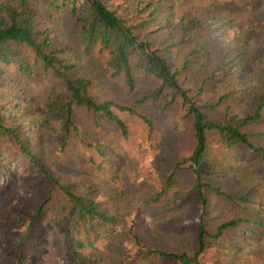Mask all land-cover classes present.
I'll use <instances>...</instances> for the list:
<instances>
[{
    "label": "trees",
    "instance_id": "1",
    "mask_svg": "<svg viewBox=\"0 0 264 264\" xmlns=\"http://www.w3.org/2000/svg\"><path fill=\"white\" fill-rule=\"evenodd\" d=\"M200 3L0 0V261L10 257L11 264H42L44 232L57 226L56 233L65 248L62 264H87L88 249L119 231L115 215L95 198L77 192L73 183L64 181L61 159L72 131L77 129L75 116L80 110L91 115L96 125L100 124L99 118L115 124L123 136L127 125L119 112L135 114L148 126L152 122L131 105L96 97L90 77L71 75L77 65L69 54L73 49L84 58L101 60L110 78L119 77L129 89L133 88L136 75L150 77L155 84L142 93L138 102L148 100L162 108L176 104L182 117L191 122L193 148L176 167L187 164L195 175L193 189L202 210L195 247L191 253L152 249L147 252H156L180 264H203L200 257L210 241L242 221L231 219L218 225L214 232L206 230L205 188L230 201L247 203L250 196L227 194L207 184L200 167L208 165L204 153L210 132L228 147L242 145L258 153L264 162V146L255 145L245 130L262 117L264 86L253 92L252 103L244 115H229L225 122L211 118L209 112L231 95L233 87L226 88L211 104L200 99L205 84L231 70L237 59L249 57V52L241 47L231 59H220L212 67L210 55L220 49L202 32L228 26L218 7ZM59 24L64 30L57 29ZM189 30L201 38L187 42ZM194 53H202V58L196 56V66L186 74L184 70L193 64ZM179 55L183 56L182 61ZM196 72L205 75L196 80ZM43 81H51L52 85L44 88ZM35 86L41 91L33 93ZM81 144L90 156L94 148L100 152L92 142ZM8 159L20 160L21 166L7 167ZM132 235L138 242L137 236Z\"/></svg>",
    "mask_w": 264,
    "mask_h": 264
},
{
    "label": "rangeland",
    "instance_id": "2",
    "mask_svg": "<svg viewBox=\"0 0 264 264\" xmlns=\"http://www.w3.org/2000/svg\"><path fill=\"white\" fill-rule=\"evenodd\" d=\"M200 1L199 5L218 7L228 26L200 31L212 38L220 49L219 53L210 55L212 67L220 59L222 62L231 59L241 47L249 52V57L237 59L231 70L208 81L200 97L214 104L226 88L233 87L231 95L209 112L212 119L225 122L229 115H244L252 103L253 92L264 86V0ZM60 25L57 29L64 30ZM193 38L196 41L201 35L189 30L187 42H193ZM69 54L71 61L77 63L70 74L90 77L96 97L131 105L152 122V126H148L135 114L119 112L127 125L126 136H123L111 122L97 117L100 124L96 125L91 115L82 110L76 113L77 129L72 131L62 156L60 173L64 181L74 184L77 192L95 198L119 221L116 236L100 240L88 249L87 264H180L147 249L191 253L195 247L197 222L202 211L193 189L195 175L187 164L183 168L176 167V163L192 151L191 122L182 117L176 104L162 108L148 100L138 102L142 93L155 84L150 77L136 75L133 88L129 89L119 77L110 78L101 60L84 58L74 49ZM189 54L190 51L186 53ZM202 55L193 54V64L185 68L186 74ZM183 59L179 55V60ZM204 75L196 72L193 76L199 80ZM43 84L47 88L52 82L43 81ZM32 90L33 93L41 91L37 86ZM262 113L260 120L245 127L252 136L251 141L258 146H264V110ZM81 142L83 145L92 142L100 152L94 148L90 156ZM207 143L204 157L208 165L200 167L204 181L227 194L249 193L250 201H230L204 189L207 204L203 220L208 232H214L218 225L231 219L242 221L212 239L200 260L203 264H264V162L258 153L245 146L224 145L215 133H209ZM9 161L7 167L18 169L21 166L20 160ZM49 230L44 232L42 264H62L65 248L56 233L59 228ZM10 259L7 257L0 264H11Z\"/></svg>",
    "mask_w": 264,
    "mask_h": 264
}]
</instances>
